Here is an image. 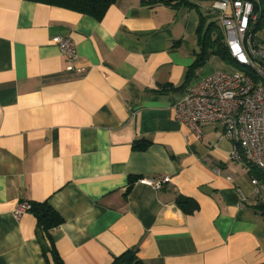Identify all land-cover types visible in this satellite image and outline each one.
<instances>
[{"label": "crops", "instance_id": "0c3cea01", "mask_svg": "<svg viewBox=\"0 0 264 264\" xmlns=\"http://www.w3.org/2000/svg\"><path fill=\"white\" fill-rule=\"evenodd\" d=\"M185 1L117 0L98 20L0 0V264H48L36 217L14 214L33 201L64 217L51 233L65 264L130 249L144 264H264L246 163L219 123L196 138L175 116L188 87L221 69L211 56L187 73L200 18L220 24L214 0ZM58 36L76 45L72 70ZM137 139L150 144L134 150ZM164 176L158 190L138 182Z\"/></svg>", "mask_w": 264, "mask_h": 264}, {"label": "built area", "instance_id": "2783aa9c", "mask_svg": "<svg viewBox=\"0 0 264 264\" xmlns=\"http://www.w3.org/2000/svg\"><path fill=\"white\" fill-rule=\"evenodd\" d=\"M257 0H214L210 8L217 12L224 42L234 68L218 69L191 84L183 100L175 106L177 120L184 123L196 138L202 136L204 123H219L222 134L232 143L231 157L264 169V42L257 39L253 23ZM74 69L79 54L67 37L54 38ZM162 178H140V184L154 190L169 182ZM256 199L264 198V186L252 177ZM241 200L245 198L241 195ZM22 202L14 210L17 218L30 211Z\"/></svg>", "mask_w": 264, "mask_h": 264}, {"label": "trees", "instance_id": "16d2710c", "mask_svg": "<svg viewBox=\"0 0 264 264\" xmlns=\"http://www.w3.org/2000/svg\"><path fill=\"white\" fill-rule=\"evenodd\" d=\"M40 1L50 5L61 6L69 9L76 10L81 13L89 14L96 19L100 20L106 14L108 8L117 0H33ZM164 3H170L173 0H160ZM185 4L191 5L188 1L180 0ZM152 2V0H148ZM254 11L257 13L258 18L253 23L254 32L256 33L264 27V0H257L254 4ZM204 23L203 18L199 20V26L197 28L198 41L200 43V49L196 53L195 61L188 68L187 73L190 74L194 70L202 67L206 61L215 56L218 59L226 62H233L232 58L227 50L224 42V35L221 27L215 22L211 21L207 24ZM205 26V27H204ZM261 41V40H260ZM264 41V40H262ZM171 89H177L179 87H172ZM150 142L145 139H137L133 142L132 148L134 150L144 151ZM251 177L257 179L262 186H264V169H260L250 162H246ZM264 195V190H262ZM187 198H179L177 203L183 209L184 204L188 202ZM30 211L37 219L36 234L40 242L42 251L48 264H65L60 256L54 238L51 231L64 223V217L48 202V201H33L30 202ZM197 204L192 205L191 208H196ZM254 207L261 214H264V198L258 200ZM111 264H144V262L137 256L136 249H130L119 256H115Z\"/></svg>", "mask_w": 264, "mask_h": 264}, {"label": "rangeland", "instance_id": "374dc122", "mask_svg": "<svg viewBox=\"0 0 264 264\" xmlns=\"http://www.w3.org/2000/svg\"><path fill=\"white\" fill-rule=\"evenodd\" d=\"M257 37L259 38V40H261V42H264L262 40H264V27L261 28V30H259L257 32ZM215 61V63L218 65V67L222 68H234L235 64L234 62H226V61H222L218 58L213 59Z\"/></svg>", "mask_w": 264, "mask_h": 264}]
</instances>
